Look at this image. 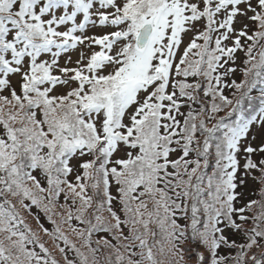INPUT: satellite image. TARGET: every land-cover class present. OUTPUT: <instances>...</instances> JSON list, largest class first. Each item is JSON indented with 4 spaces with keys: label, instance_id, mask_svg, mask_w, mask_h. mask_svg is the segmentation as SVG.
I'll use <instances>...</instances> for the list:
<instances>
[{
    "label": "snow or ice",
    "instance_id": "1",
    "mask_svg": "<svg viewBox=\"0 0 264 264\" xmlns=\"http://www.w3.org/2000/svg\"><path fill=\"white\" fill-rule=\"evenodd\" d=\"M0 264H264V0H0Z\"/></svg>",
    "mask_w": 264,
    "mask_h": 264
}]
</instances>
